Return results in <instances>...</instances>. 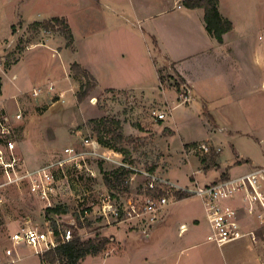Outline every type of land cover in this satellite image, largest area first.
<instances>
[{
    "label": "rangeland",
    "instance_id": "rangeland-1",
    "mask_svg": "<svg viewBox=\"0 0 264 264\" xmlns=\"http://www.w3.org/2000/svg\"><path fill=\"white\" fill-rule=\"evenodd\" d=\"M261 1L264 14V0ZM137 11L133 0H0V60L3 63L0 85L5 74L12 76L16 73L26 77V73L36 74L50 64L49 54L40 53L36 57L34 51L25 65L16 68L31 44L50 43L62 50L66 43L67 47V71L57 70L50 76L54 79L65 74V94L57 90L44 95L43 89L39 96L29 97L26 96L28 92H20L31 90L34 86L30 82L25 89L21 87V80L16 79L15 82L6 78L7 95L17 94L10 98L7 110L23 114L17 121L15 132L16 154L21 159L22 168L34 169L65 158L66 147H74L78 151L90 150L91 147L83 141L87 135L96 139L104 149H113L117 153L114 157L123 159L139 171L158 172L181 185L193 179L200 182L204 174L210 177L219 175V162L224 173L229 165L241 160L235 165L232 175L263 166L264 117L256 100L260 89L249 97L248 105L247 101L242 103L243 111L238 107L240 112L227 116L219 110L220 113H217L220 102L209 107H202L196 101L176 106L175 100L172 102L173 120L166 99L175 90L177 100H183L182 95L187 88L181 83V92L177 91L174 84L181 82V77L153 46L151 34L146 28L148 22L135 17ZM65 15L76 39V58L72 56L74 43L68 46L62 32L45 29L34 32L30 28L36 20ZM254 34L258 43H264V28H254ZM124 43H135L136 77L131 75L132 79L139 77L147 91L156 95L145 98L133 91L101 89L93 78L88 80L94 87L85 93L83 86L87 84V78L74 74L71 69L75 59H91L96 64L97 53L112 52ZM40 86L36 87L41 89ZM22 99L23 103H19ZM154 110L166 112L163 122L175 134L169 137L171 129L160 127L162 120L157 118ZM213 116L218 117L216 124ZM102 120L109 125L100 124ZM204 121L208 125H204ZM117 134H121L122 139ZM101 137L111 145L103 144ZM190 137L221 147L216 161L211 159V153L198 148L200 143L183 145V139ZM212 148L215 147L212 145ZM85 156L53 168L55 192L51 197V206L31 193L26 182L3 185L6 176L0 171V185H3L0 186V264H45L32 248L25 245L15 247L10 235L26 221L44 228L46 219L49 222L59 220L63 228H67L69 222H76L77 226L82 223L80 229L73 226L82 238L95 236L98 232L111 239L104 252L87 256L83 264H226L231 254L242 257L250 247L253 249L245 240L232 241L223 246L207 242L204 229L197 235L191 234V231L179 235L178 223L204 218L202 202L197 196L179 201L172 198L163 211V219L151 230H146V226H135L134 220L115 221L109 212L106 215L103 213L104 196L111 195V204H124L131 198L141 199L146 178L138 171H131L110 186L106 174L120 168L119 165L94 155ZM55 206L64 208L65 212L55 213L47 209ZM118 229L121 231L118 232ZM147 233L149 236H146ZM182 248H185L183 252ZM196 253L201 256L194 257ZM15 258L18 259L16 262Z\"/></svg>",
    "mask_w": 264,
    "mask_h": 264
},
{
    "label": "crops",
    "instance_id": "crops-1",
    "mask_svg": "<svg viewBox=\"0 0 264 264\" xmlns=\"http://www.w3.org/2000/svg\"><path fill=\"white\" fill-rule=\"evenodd\" d=\"M133 2L138 9V15L135 13L134 16H139L148 22L146 28L151 34L153 46L157 48L161 58L170 63V67L173 68L174 72L185 80L184 85L187 89L186 93L182 95L183 100H177L178 94L175 90H172L170 98L166 99L171 108L170 115L173 120L172 109L174 106H172V102L175 100L176 106L180 104L190 105L193 101H196L202 107H209L220 102L221 105L217 108V113L221 112V114L227 116V114H232L233 112H240L237 111L238 107L243 111L241 107L242 103L249 100V97L253 96L257 89L261 90L257 91V105H259V112L264 117V43H258L254 34V28H264L263 4L261 0L259 3L258 0H219V10L222 16L233 23V29L223 35L222 42H219L207 30L205 11L201 7L189 8L185 6L182 0H133ZM179 4L181 7H178ZM237 11H240V13ZM241 11L243 12L241 13ZM65 17L67 18L66 15ZM73 50L72 56L76 58L74 57L77 53L75 38ZM34 51L36 57L40 56V53L51 54V58L48 55L50 64L45 66V70L39 71L36 74L35 72H33L34 74L26 73V77L23 74V77L16 73L12 76L5 74L6 77L4 76L1 79L0 85V105L5 108H10V98L17 95L15 93L7 95L6 78H11L13 81L16 79L21 80V85L23 84L21 87H25V89L29 84L28 82H30L31 86L34 87L31 90L29 89V91H27L28 89L26 91L21 89L22 91L20 92V94L28 92L27 94L29 95L26 96L29 97H36L31 92L38 85H41L42 91L44 89V95L54 93L57 90H61L64 94L67 92V88H65L67 85L65 74L50 79L52 78L50 76L54 75L57 70L64 69V71H67L66 43L62 50L57 49L55 45L50 43L31 44L15 65L16 68L25 65L28 57L31 55L30 53ZM135 53V43H124V45H118L112 52L97 53L96 64L91 59L82 61L81 58L75 59V62H79L89 71L95 78L97 86L101 89L133 91L145 96V98L154 97L156 93L153 92V94L147 91L145 85L139 80V77L138 79H132L131 77V75L136 77L134 66L136 60ZM140 60H142V57H140ZM32 81L36 82L32 83ZM63 87L64 89H62ZM17 102L16 100V104L19 105V103H23V99L22 101L19 100V103ZM248 103L249 101L246 102V105ZM247 108L248 106H246ZM212 119L216 124L218 117L213 116ZM161 120L162 125L160 127H168L165 126L163 119ZM204 125H208V122L204 121ZM171 131L172 133L169 137L175 134V131L172 129ZM204 142L222 150L221 147L214 145L210 141H202V139L200 141L194 137L183 139V145L187 146ZM240 162L241 160H236L233 165L231 164L226 168L225 172H228L230 176H236L232 175L231 172L235 165ZM220 165L219 162L217 165L219 166L217 168L219 175L210 177L208 174H204L205 177L200 182L209 183L219 178L221 176L220 173L224 171V169H220ZM250 170L252 169H247L243 173ZM202 209L203 219H191L187 221L188 223L184 221L178 223L179 235H183L188 231H191V234L197 235L204 229L207 241L210 227L203 204ZM163 215L164 212L156 222L150 225L149 230L163 219ZM134 221H136L134 225L139 227L146 226L147 222L146 219H134ZM182 227L184 228L182 229ZM242 227L244 231L254 230L258 236V241L254 242L248 236L239 239L245 240L253 249L250 247V250L244 253L242 257L231 254L226 264H259V261H261V264H264V222L262 223L259 219L244 216ZM120 231L121 229H118V232ZM146 236H149V234L147 233ZM184 250L185 248H182L181 252ZM193 256L198 257L201 255H197L196 253ZM16 260L18 259L15 258L14 262Z\"/></svg>",
    "mask_w": 264,
    "mask_h": 264
},
{
    "label": "built area",
    "instance_id": "built-area-1",
    "mask_svg": "<svg viewBox=\"0 0 264 264\" xmlns=\"http://www.w3.org/2000/svg\"><path fill=\"white\" fill-rule=\"evenodd\" d=\"M178 7L181 5L179 4ZM2 66L3 63L0 60V68ZM41 91L40 88H34L31 93L33 96H38ZM153 113L158 119L166 117L165 111L154 110ZM22 116V112L10 113L7 108L0 106V171L6 176L3 185L26 182L31 193L45 200L47 205L51 206V197L55 192L53 168L56 165L62 166L64 163L72 162L78 157L94 155L117 163L119 167L138 171L146 178L141 199L131 198L124 204L121 202L111 204V195L104 196L102 199L103 213L106 215L109 212L115 221L146 219V230H148L150 225L159 219L172 198L178 200L180 196H197L201 199L210 227L207 235L208 242L223 246L246 236L254 242L258 241L254 230H243L242 220L244 216H249L264 222V165L219 181L200 183L194 179L186 185H181L158 172L139 171L123 159L114 157L117 153L113 149H104L96 139L87 135L83 141L86 146L91 147L90 150L78 151L74 147H66L64 151L67 156L65 158L38 168L23 169L20 163L21 159L16 154L15 140L17 121L21 120ZM198 145V148L206 153H211L215 149L217 152L220 151L205 142ZM48 220H45L44 228L29 224L28 221L23 222L10 235V240L15 247L28 246L40 256L58 244L73 238V226L76 225V222H69L67 228H63L59 224V220L56 219V223Z\"/></svg>",
    "mask_w": 264,
    "mask_h": 264
},
{
    "label": "trees",
    "instance_id": "trees-1",
    "mask_svg": "<svg viewBox=\"0 0 264 264\" xmlns=\"http://www.w3.org/2000/svg\"><path fill=\"white\" fill-rule=\"evenodd\" d=\"M185 6L189 8L201 7L205 11V22L207 30L216 37L219 42L223 41V35L228 31L233 29V23L224 18L219 10V0H182ZM30 28L34 32H39L41 29L49 30V31H60L64 34L67 45L71 46L74 43V34L68 19L65 16H54L48 20H36L32 22ZM12 29H15V25L12 26ZM71 69L74 74L83 75L87 78V84L83 86L85 88V93L90 91L94 85L88 80V78H95L87 71L80 63L73 62L71 65ZM161 80V77H159ZM181 82H175L174 86L177 91L181 92V83L185 84V80L183 78L180 79ZM83 98V95H82ZM108 124L106 121H100V124ZM117 124L119 122L116 121ZM100 124L98 126H100ZM109 127V126H106ZM112 132V131H111ZM119 139H122L121 134H117ZM100 141L105 145H111L110 142L105 141L103 137L100 138ZM218 156V152L212 150L211 159L215 162L216 157ZM131 172L130 169H126L123 167L117 168L112 172L106 174L107 183L110 186H113V183L118 181L123 175L129 174ZM230 175L228 172H224L221 174L219 178L215 181H219L221 179H226ZM185 198V196H180V199ZM51 212L61 213L65 212L64 208L61 207H48L47 208ZM77 226V225H75ZM74 226V227H75ZM77 229L83 227V224L77 226ZM74 236L69 241L62 242L58 244L56 247L51 248L50 250L44 252L40 255V260L45 264H83V261L87 256L93 255L97 256L104 252L111 239L107 236L100 235L98 232L95 236H90L87 238H82L78 231L73 228Z\"/></svg>",
    "mask_w": 264,
    "mask_h": 264
}]
</instances>
